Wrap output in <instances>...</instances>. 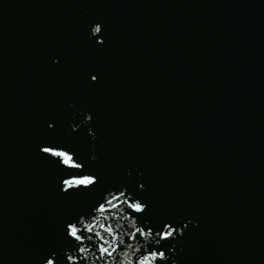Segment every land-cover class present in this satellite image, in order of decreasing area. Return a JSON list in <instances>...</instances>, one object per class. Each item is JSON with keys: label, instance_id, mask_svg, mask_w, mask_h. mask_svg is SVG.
<instances>
[{"label": "snow or ice", "instance_id": "1", "mask_svg": "<svg viewBox=\"0 0 264 264\" xmlns=\"http://www.w3.org/2000/svg\"><path fill=\"white\" fill-rule=\"evenodd\" d=\"M95 31L99 32L100 31V28L98 27ZM93 80L96 79L95 76L92 77ZM45 151H48L47 149H44ZM55 155H61L60 153H54ZM77 183H92L91 180H88V181H78ZM136 210L139 211L140 210V206L139 205H136ZM70 235L75 237L76 239H80L79 236H77V229L75 227H71L70 226ZM168 235H171V233H168ZM103 251L105 253H107L108 255H111V253L108 252L107 249H103Z\"/></svg>", "mask_w": 264, "mask_h": 264}, {"label": "clouds", "instance_id": "2", "mask_svg": "<svg viewBox=\"0 0 264 264\" xmlns=\"http://www.w3.org/2000/svg\"><path fill=\"white\" fill-rule=\"evenodd\" d=\"M98 27H99L98 25L93 26V28H92V30H91L93 35H95V33L97 32V31H95V30H96Z\"/></svg>", "mask_w": 264, "mask_h": 264}]
</instances>
